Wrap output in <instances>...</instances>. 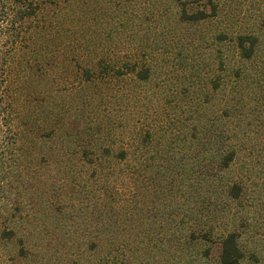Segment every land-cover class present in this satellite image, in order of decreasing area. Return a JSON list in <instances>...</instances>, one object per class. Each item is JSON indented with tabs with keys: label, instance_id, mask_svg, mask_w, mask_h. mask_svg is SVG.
I'll return each instance as SVG.
<instances>
[{
	"label": "rangeland",
	"instance_id": "374dc122",
	"mask_svg": "<svg viewBox=\"0 0 264 264\" xmlns=\"http://www.w3.org/2000/svg\"><path fill=\"white\" fill-rule=\"evenodd\" d=\"M187 1L192 9H202L205 3L55 0L30 21L34 29L17 52V68L11 76L12 102H18L9 110L20 132L24 175L17 178L21 195L6 208L10 213L18 204L27 216L21 228L20 223L16 226L30 254L19 259L17 240L0 242V264H219L216 241L191 247V254L185 250L179 258L154 230L137 246L136 229L127 232L121 221L119 228L113 224L116 217L109 205L113 208L114 202L103 193L111 180L109 172L116 177L118 192L131 191L135 178H142L141 187L155 182L154 191L157 183L170 186L169 179L180 186L192 183L189 172H183L188 171L186 161L175 175L163 167L164 156L178 152L196 167L205 157L197 153L200 146H194L190 135L202 112L218 116L223 110L224 91L212 92L207 84L213 78L223 77L227 88L238 81L245 98L258 106L256 114L264 115V0H212L217 6L214 16L198 24H180L176 5ZM221 31L230 38L253 34L258 38L257 55L241 60L232 44L215 41ZM223 49L228 73L240 67V79L221 71L218 62ZM133 62L148 64L150 78L141 81L132 72L117 75L112 71ZM104 65L110 67L109 73ZM85 69L91 72L88 80ZM204 118L196 124L204 126ZM249 138L224 172L227 181H242L246 193L213 226L218 233L239 232L246 254L243 264H264V152L253 151L256 145ZM85 148L97 155L82 157ZM105 148L111 155L99 164L96 156ZM121 150L125 158L114 157ZM181 191L189 194V190ZM144 192L141 200L147 207L162 203L163 194L152 203L153 191L145 188ZM204 192L203 188L200 195ZM192 193L200 200V195ZM121 204L122 200L116 204L118 213ZM200 205L201 217L206 218L211 205ZM56 209L61 213L56 214ZM56 215L68 218L66 224L57 226ZM143 219L147 230L152 220ZM7 226L13 225L7 221ZM110 228L118 233L111 234ZM67 230H72V237ZM118 238L130 244L124 255L115 247ZM91 240L96 242L93 249L88 247ZM206 248L210 253L204 257L200 253Z\"/></svg>",
	"mask_w": 264,
	"mask_h": 264
},
{
	"label": "trees",
	"instance_id": "16d2710c",
	"mask_svg": "<svg viewBox=\"0 0 264 264\" xmlns=\"http://www.w3.org/2000/svg\"><path fill=\"white\" fill-rule=\"evenodd\" d=\"M54 1L0 0V242L7 243L8 241L17 240L20 247L16 256L19 259L28 257L30 250L25 247L24 240L20 238L21 236H17L18 226H16V223H20L21 228V225L26 223L24 219L27 216L21 214L22 208L18 204L12 207V212L8 213L6 210L7 204L10 203L12 205L21 195V185L18 179L24 175L21 166V148L18 146L20 132L19 130L17 131L12 122L13 116L11 112L15 107L14 103L18 102V99L12 102L13 91L10 93L11 76L13 75L14 69L17 68V52L25 47L27 33H32L34 29L31 28L30 21L39 16L47 3ZM204 1L205 3L202 9H192L188 1L178 3L176 5L177 21L180 24H198L206 21L212 15L214 16L217 13L216 4L212 0ZM262 25L264 26V18ZM215 41L223 46L228 43L232 44L241 60H251L258 52V38L253 34H239L230 38L227 33L221 31L215 35ZM218 63L221 71L226 76H229V78H235V80L241 78L242 69L240 67L235 70V73H228V57L225 55L224 49L221 50ZM138 64V62H133L130 67L128 64H125V66L118 67L116 70L112 69V71H115L117 75L132 72L141 81L149 79L152 71L151 67L148 64ZM103 69L106 73L110 71L109 66L104 65ZM83 72L85 79H90L91 72L87 69ZM207 84L212 92H216L219 89L224 91L222 94V105L224 107H222L223 110L218 116L212 113L207 114V111L202 112L193 125L194 131L190 135V139L195 141L196 144L194 146L196 148L198 145L200 146L197 153H203L205 157L201 158L202 161H199V165L196 167L193 165L195 162H189L186 155L182 158L178 152H172L175 154L167 153L164 156L166 164L163 167L169 170V173L175 175L180 171V167L184 166V162L186 161L188 171L183 172H187V174L189 172L192 183L189 186H180L174 179H169L170 186L160 187L157 183L158 189L154 191L152 187L155 185V182L141 187L139 182H143L142 178H135L133 181L134 188L131 191L129 189L127 190L128 192H118L116 177L113 172H109L112 175L110 176L111 180H108V186H104L105 191L103 193L109 196L111 202H114L113 208L109 205L111 209H109V212L114 213L116 217L113 220V224L119 228V221H121L123 224L121 227L122 230L127 232L136 229L135 235L137 240L135 241L137 246L146 242L151 237V232L155 230L156 233H161L160 236H157L159 241L163 242L164 240V244L173 247V256L177 253V256L179 255L180 258V254H183L185 250V254H191V247H195L201 243L216 241L215 243H218L219 247V264H243L246 254L240 242L239 232L230 229L218 233L215 231L213 221L222 215L224 217L223 211L231 207L233 202L239 201L246 193V188L242 181H227L224 178V172L235 162L238 157V152L242 147L247 145V138L250 137L249 141L253 142V146L256 145L255 147H251L253 151L258 152L261 149L264 152V132L261 130V127H264V121L262 119L264 115L262 116L261 113L258 114L259 112L256 114L255 111L258 110L256 108L258 106L252 105V102L245 98L244 94L239 90L238 86L240 84H238V81L234 85H231L230 88H227V81L225 82L224 78L220 76L216 79H211ZM201 108L205 110L204 106ZM204 116V121L206 122L204 126L202 125L200 127L196 122L199 121L200 123V119ZM145 137H149V134H146ZM190 151L192 150L190 149ZM194 154L196 153H192V155ZM91 155H97L96 151L85 148L81 156L88 158ZM98 155L96 156L98 157L97 163L101 164V158H108L111 155V150L105 148ZM125 156L126 152L121 150L114 157L124 159ZM91 158L94 157H90L89 159ZM194 176L197 177L195 180H193ZM145 188L153 191V197L155 198L150 199L152 203L156 201L160 194H163L162 203L160 205H156L155 203L147 207L145 201L141 200L144 196ZM181 188L182 190H189V194L181 193L183 192ZM203 188L205 192L200 195ZM100 189L102 190L103 188L100 187ZM175 191H179V194H175ZM192 192L200 195V200L193 197ZM180 197L184 198V201L179 203L177 199ZM203 197L210 199L204 202L201 200ZM219 198L222 201L217 204ZM121 200V209L118 213L116 204L121 203ZM206 202L211 206L207 210V217L203 218L201 217L202 211L199 208L202 206L200 205L201 203L205 205ZM227 212L229 213L228 210ZM55 213L58 214L61 211L56 209ZM27 215L28 217L32 216L30 214ZM33 216L35 215L33 214ZM54 217H50L49 219ZM56 217L57 226L66 224L65 222L68 220V218H63L59 215H56ZM144 217L152 220L148 224L149 228L147 230L143 228ZM226 218H228V214ZM7 221L12 223L13 226H7ZM110 229H112L111 234L112 232L114 234L118 233L117 230ZM71 232L72 230H67V234L72 237ZM217 235L219 236L216 240L214 236ZM165 237L166 241L164 239ZM95 245L96 242L91 240L88 247L93 249ZM129 245L126 241L118 238L115 247L118 248L119 253L124 255ZM209 253L210 249L206 248L200 254L207 257ZM114 257H117V255ZM102 264H105V262ZM106 264H109V262Z\"/></svg>",
	"mask_w": 264,
	"mask_h": 264
}]
</instances>
